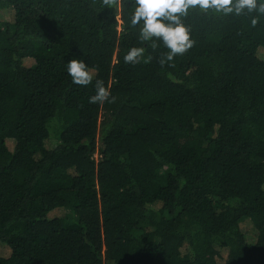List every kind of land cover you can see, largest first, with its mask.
I'll list each match as a JSON object with an SVG mask.
<instances>
[{
	"label": "trees",
	"instance_id": "obj_1",
	"mask_svg": "<svg viewBox=\"0 0 264 264\" xmlns=\"http://www.w3.org/2000/svg\"><path fill=\"white\" fill-rule=\"evenodd\" d=\"M134 7L0 0V264H264V14L189 9L161 65Z\"/></svg>",
	"mask_w": 264,
	"mask_h": 264
},
{
	"label": "clouds",
	"instance_id": "obj_2",
	"mask_svg": "<svg viewBox=\"0 0 264 264\" xmlns=\"http://www.w3.org/2000/svg\"><path fill=\"white\" fill-rule=\"evenodd\" d=\"M105 4L112 0H104ZM135 7L131 15V25H139V39L142 42L159 40L168 49L160 59V64L173 61L174 57L183 55L190 49L194 41L190 38V30L183 23L182 17L189 9L198 8L204 12L236 15L245 9L249 12L258 10L264 14V0H134ZM253 24L256 20L253 19ZM155 47V44H153ZM144 47H130L123 56L125 63L137 64L142 60L148 62L151 57L144 56ZM66 72L71 81L80 86H87L93 82V71L84 60L72 58L66 62ZM111 96L110 90L102 81L97 80L95 93L89 97V103H103Z\"/></svg>",
	"mask_w": 264,
	"mask_h": 264
},
{
	"label": "rangeland",
	"instance_id": "obj_3",
	"mask_svg": "<svg viewBox=\"0 0 264 264\" xmlns=\"http://www.w3.org/2000/svg\"><path fill=\"white\" fill-rule=\"evenodd\" d=\"M53 128H56V125L54 122H52L51 126H50V129L53 130ZM96 156V155H95Z\"/></svg>",
	"mask_w": 264,
	"mask_h": 264
}]
</instances>
